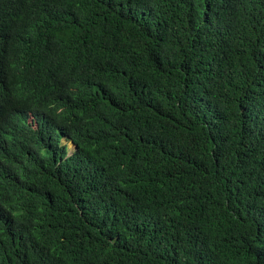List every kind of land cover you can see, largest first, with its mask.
Returning a JSON list of instances; mask_svg holds the SVG:
<instances>
[{"label": "trees", "instance_id": "1", "mask_svg": "<svg viewBox=\"0 0 264 264\" xmlns=\"http://www.w3.org/2000/svg\"><path fill=\"white\" fill-rule=\"evenodd\" d=\"M0 264H264V0H0Z\"/></svg>", "mask_w": 264, "mask_h": 264}, {"label": "rangeland", "instance_id": "2", "mask_svg": "<svg viewBox=\"0 0 264 264\" xmlns=\"http://www.w3.org/2000/svg\"><path fill=\"white\" fill-rule=\"evenodd\" d=\"M62 142H63V144H64V140H63ZM67 147H68L69 153H71L72 150L74 149V147H73L72 144H70V143H68Z\"/></svg>", "mask_w": 264, "mask_h": 264}, {"label": "clouds", "instance_id": "3", "mask_svg": "<svg viewBox=\"0 0 264 264\" xmlns=\"http://www.w3.org/2000/svg\"><path fill=\"white\" fill-rule=\"evenodd\" d=\"M62 144H63V142H62ZM70 144H72V143H70ZM63 145H66V146H67V145H68V142H66V141L64 140V144H63ZM72 146H73V145H72ZM73 147H74V146H73ZM67 148H68V147H67ZM74 150H75V147H74V149L72 150V152H73ZM68 152H69V150H68ZM72 152H71V153H72ZM71 153H68V154H71Z\"/></svg>", "mask_w": 264, "mask_h": 264}]
</instances>
